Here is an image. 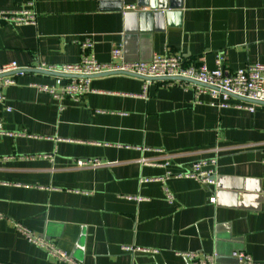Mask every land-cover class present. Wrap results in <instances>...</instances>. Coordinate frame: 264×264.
Instances as JSON below:
<instances>
[{
	"label": "crops",
	"instance_id": "0c3cea01",
	"mask_svg": "<svg viewBox=\"0 0 264 264\" xmlns=\"http://www.w3.org/2000/svg\"><path fill=\"white\" fill-rule=\"evenodd\" d=\"M159 1L0 0V9L32 2L37 14L36 25L0 24V65L75 63L87 39L101 63L118 47L126 62L170 53L210 69L222 57L227 73L264 64V0H162L161 10ZM11 76L2 121L14 135H0V264H62L16 223L81 264H186L179 252L264 260V105L220 108L196 83L169 80L151 81L144 99V80L123 74L91 78L82 99L58 101L36 86L56 76ZM79 158L104 164L77 167ZM202 159L216 161L215 191L166 177Z\"/></svg>",
	"mask_w": 264,
	"mask_h": 264
},
{
	"label": "built area",
	"instance_id": "2783aa9c",
	"mask_svg": "<svg viewBox=\"0 0 264 264\" xmlns=\"http://www.w3.org/2000/svg\"><path fill=\"white\" fill-rule=\"evenodd\" d=\"M132 8L133 6H125V10ZM36 22L37 14L32 2H27L25 6L15 9H0V24L8 23L14 26L36 25ZM91 47L92 42L88 39L81 43V56L78 62L61 65H46L44 63H39L37 66L33 67L32 69L36 70L74 76L57 77L54 84H38L36 85L37 88L48 93L58 101L64 98L78 101L90 90V76L105 72H124L154 79L182 77L194 80L200 83V85L195 84L196 93L207 91L212 97V100L215 101L211 102V104L220 108L231 106L239 110L244 109L252 112L256 102H264V64L261 63L248 65L231 73H227L223 69L222 57H217L215 67L211 69L204 64H185L180 55L170 53L155 54L148 62H126L123 59L121 48L118 47H114L111 50V59L108 63H101L95 59L90 51ZM22 70L24 69L18 67L14 61L0 65V135H14L3 126L2 113L11 110L10 106L5 103L3 89L14 83L13 77L8 73H12L13 71L23 73ZM150 82V80H144L143 90L140 94L144 99L148 96L147 88ZM169 82L185 83V81L174 79L169 80ZM230 97H237L244 100H240L231 105L228 101ZM59 109H62V106L59 105ZM75 164L77 167H97L104 163L99 159L79 158L75 160ZM262 164L264 167V159L262 160ZM171 176L191 179L215 191L216 161L215 159L193 161L187 169L180 173H166V177ZM152 180L153 179H144L143 182ZM261 194L264 196V178ZM165 196L166 200L172 203L173 196L167 189H165ZM133 199L137 201L142 200L140 197H133ZM208 201L210 203H215V196H209ZM14 227L28 242L40 247L47 255L56 259L58 262L62 264H81L73 259L69 253L44 236L34 234L19 223H16ZM145 251L147 253L155 252L154 250ZM178 255L185 259L186 264H264V260H255L247 253H234V261L231 263H220L213 254H205L199 257L194 252H179Z\"/></svg>",
	"mask_w": 264,
	"mask_h": 264
},
{
	"label": "water",
	"instance_id": "95a60500",
	"mask_svg": "<svg viewBox=\"0 0 264 264\" xmlns=\"http://www.w3.org/2000/svg\"><path fill=\"white\" fill-rule=\"evenodd\" d=\"M166 7H167V5H165L164 1L160 0L159 1V5H158V9L161 10L163 8H166ZM22 71L23 72L26 71V72H39V73H45V74H52V75H54L56 77H74V76H71V75H64V74H60V73H57V72H49V71H42V70H36V69H24ZM18 72L19 71H13L11 74H15V73H18ZM116 74H124V75H128V76L140 78V79H143V80H150V81H154V80H171V79H174V80H182V81H185V82L196 83V84L200 85V83H198V82H196L194 80L188 79V78H182V77H173V78L172 77H164V78H160V79H154V78H147V77L139 76V75L132 74V73H124V72H105V73L96 74V75H93V76H90V77L91 78H94V77H103V76H110V75H116ZM80 77H83V76H80ZM241 100H244V99H241ZM256 104L264 105V102H256Z\"/></svg>",
	"mask_w": 264,
	"mask_h": 264
}]
</instances>
